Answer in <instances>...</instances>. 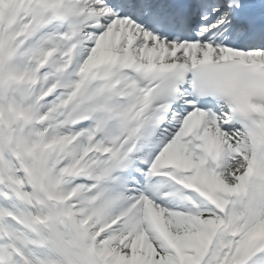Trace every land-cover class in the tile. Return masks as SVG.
Returning a JSON list of instances; mask_svg holds the SVG:
<instances>
[{
    "label": "snow or ice",
    "instance_id": "1",
    "mask_svg": "<svg viewBox=\"0 0 264 264\" xmlns=\"http://www.w3.org/2000/svg\"><path fill=\"white\" fill-rule=\"evenodd\" d=\"M0 264H264V0H0Z\"/></svg>",
    "mask_w": 264,
    "mask_h": 264
}]
</instances>
